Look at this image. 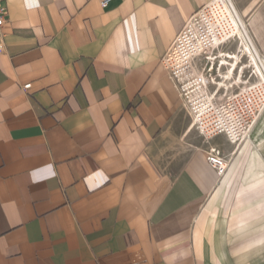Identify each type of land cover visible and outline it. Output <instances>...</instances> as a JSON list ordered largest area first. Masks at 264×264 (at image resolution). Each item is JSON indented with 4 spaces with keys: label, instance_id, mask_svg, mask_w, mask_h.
<instances>
[{
    "label": "crops",
    "instance_id": "crops-1",
    "mask_svg": "<svg viewBox=\"0 0 264 264\" xmlns=\"http://www.w3.org/2000/svg\"><path fill=\"white\" fill-rule=\"evenodd\" d=\"M215 1L2 0L0 264H264V80L218 84L209 149L164 64ZM228 1L264 65V0Z\"/></svg>",
    "mask_w": 264,
    "mask_h": 264
},
{
    "label": "rangeland",
    "instance_id": "rangeland-1",
    "mask_svg": "<svg viewBox=\"0 0 264 264\" xmlns=\"http://www.w3.org/2000/svg\"><path fill=\"white\" fill-rule=\"evenodd\" d=\"M227 14L221 0H216L210 7L202 10L197 17V24L190 27L193 38L191 50L188 49L183 56V52L177 49V57L170 67V75L174 81H177L178 74H183V67L189 70L179 79L183 95L181 99L186 116L191 117L190 128L195 131L201 145L209 149L214 147V138L218 132L227 130L232 134L227 123L220 122V119L224 121V117L218 114L221 104L217 96L218 84L227 79L231 83L242 85L250 80L254 64L264 80L258 68L260 65L264 71L263 63L261 65L252 59L238 29L230 22ZM230 87L227 86L223 92L232 90ZM208 99V107L200 112ZM227 106L231 107L229 104ZM243 106L234 107L240 110Z\"/></svg>",
    "mask_w": 264,
    "mask_h": 264
},
{
    "label": "built area",
    "instance_id": "built-area-1",
    "mask_svg": "<svg viewBox=\"0 0 264 264\" xmlns=\"http://www.w3.org/2000/svg\"><path fill=\"white\" fill-rule=\"evenodd\" d=\"M107 1H105L103 3V5H106ZM208 5V4H207ZM206 5V6H207ZM206 6H204L200 11H198L196 14H194L184 25V27L182 28V30L179 32V34L177 35L176 39L174 40V42L171 44L166 56H165V59L167 58L168 54L171 53V51H173L172 53H174V51L178 52L177 49H179V51L183 52V56H185V53L187 52L188 49L191 50L192 46V32L190 30V28L188 27V24L190 23V21L196 17ZM7 20V10L6 8L3 6L2 4V0H0V28L4 25V23L6 22ZM191 43V44H190ZM165 59H164V64L168 70V73L170 75V70L168 69L166 63H165ZM184 68V71H183V74L181 73L180 75L178 74V76L176 77L177 78V81L173 80L172 76L170 75V78L172 79V81L174 82L179 94L182 95V90H181V86H180V78L183 77L185 75L186 72H188V68L187 67H183ZM182 68V69H183ZM174 74V73H173ZM184 80H186V78H184ZM24 91H34L37 89V87H32L31 84H25L22 88ZM180 95V96H181ZM183 97V95L181 96ZM264 110V105L262 106L261 110L259 111L258 113V117L257 119L255 120V122H253V125L249 131V133L251 132V130L253 129V127L255 126L258 118H259V114ZM248 133V135H249ZM248 135L246 137V139L248 138ZM245 139V140H246ZM239 148V147H238ZM237 148V150H238ZM237 150L235 151V153L237 152ZM212 153H215V150H212ZM235 153L233 154V156L235 155ZM219 155L218 152H216V155ZM216 155H211V154H207L206 155V161L207 163L214 169V171L217 173L218 176H222L230 162H231V159L233 158V156L231 158H226L224 156H216Z\"/></svg>",
    "mask_w": 264,
    "mask_h": 264
},
{
    "label": "bare ground",
    "instance_id": "bare-ground-1",
    "mask_svg": "<svg viewBox=\"0 0 264 264\" xmlns=\"http://www.w3.org/2000/svg\"><path fill=\"white\" fill-rule=\"evenodd\" d=\"M221 1L225 4V7H226L227 12H228V14H227L228 18H229L230 22L233 23L234 27L238 29V31H239V33H240V35H241V37H242V39L244 41V44H245V46L247 48V51L249 52L250 56L252 57V59L255 62L260 63L262 65V63H263L262 59L259 58L257 56V54L255 53V51L253 50V48H252V46H251V44H250V42H249V40H248V38L246 36V32L244 30V25L238 20V18L236 16V14L234 12V9L232 8L231 4L229 3L228 0H221ZM223 23H224V21L221 22V24H223ZM258 68L260 70L261 75L264 78V71L262 70L261 66L258 65ZM209 100L210 99L205 101V103L203 104V106L200 109V112L204 111L208 107V105L210 103ZM212 150H215V149H212ZM212 150H210L209 154L216 155V152H218L219 155L217 154L216 156H220L221 157L220 152L218 150H215V153H212Z\"/></svg>",
    "mask_w": 264,
    "mask_h": 264
}]
</instances>
